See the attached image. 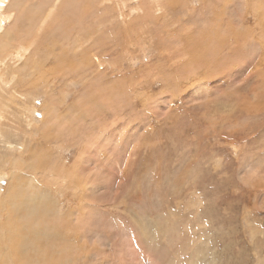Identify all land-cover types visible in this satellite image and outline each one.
Segmentation results:
<instances>
[{"label":"rangeland","instance_id":"rangeland-1","mask_svg":"<svg viewBox=\"0 0 264 264\" xmlns=\"http://www.w3.org/2000/svg\"><path fill=\"white\" fill-rule=\"evenodd\" d=\"M62 1L0 0V264H264V0Z\"/></svg>","mask_w":264,"mask_h":264},{"label":"bare ground","instance_id":"bare-ground-1","mask_svg":"<svg viewBox=\"0 0 264 264\" xmlns=\"http://www.w3.org/2000/svg\"><path fill=\"white\" fill-rule=\"evenodd\" d=\"M63 1H64V2H63ZM63 1L61 2L63 5L60 3V5L63 6V8L60 7L62 11H63V9H64V5L66 6V4H67V1H66V3H65V0H63ZM80 1H81V0H79V2H80ZM83 1H86V0H83ZM27 2H28V1H27ZM47 2H48V1H47ZM75 2H76V1H75ZM77 2H78V1H77ZM79 2H78L77 5H80ZM166 2H167V1H166ZM69 3H70V1H69ZM71 3L74 4L73 2H71ZM71 3H70V5H71ZM84 3H86V2H84ZM84 3H83V5H84ZM168 3H170V2H168ZM39 4H40V3H39ZM45 4H46V2H45ZM57 5H59V4H57ZM60 5H59V6H60ZM70 5H69V6H70ZM106 5H107V4H106ZM169 5H170V4H169ZM43 6H44V5H43ZM118 6H119V5H118ZM32 7H33V6H32ZM76 7H77L78 9H80L79 7H81V6H76ZM76 7H74V9H75ZM215 7H216V6H215ZM43 8H44V7H43ZM65 8H67V7H65ZM72 8H73V7H72ZM72 8H70V10H71ZM82 8H83V7H82ZM82 8H81V9H82ZM213 8H214V7H213ZM213 8H212V9H213ZM41 10H42V9H41ZM68 10H69V9H68ZM147 10H148V9H147ZM150 10H151V9H150ZM150 10H149V11H150ZM214 11H215V10H214ZM29 12H31V11H29ZM64 12H65V11H64ZM76 12H78V11H76ZM80 12H83V10H81ZM151 12H152V11H151ZM32 13H33V12H32ZM45 13H46V12H45ZM78 13H79V12H78ZM84 13H85V12H83L82 15H85V14H86V13H85V14H84ZM262 13H263V12H262ZM146 14H147V13H146ZM22 15H23V14H22ZM24 15H26V14H24ZM45 15H46V14H45ZM85 16H86V15H85ZM21 17H22V16H21ZM21 17H20V18H21ZM41 17H45V16H41ZM88 17H89V16H88ZM88 17H87V18H88ZM163 17H165V16H163ZM127 18H128V17H127ZM87 20H88V19H87ZM39 21H40V20H39ZM90 21H91V20H90ZM90 23H91V22H90ZM0 24H1V22H0ZM40 25H41V23H40ZM89 25H90V24H89ZM38 27H39V26H37V28H38ZM44 27H45V26H44ZM133 27H134V26H133ZM42 28H43V27H42ZM35 30H36V29H35ZM7 31H8V30H7ZM7 31H6V33H7ZM33 31H34V30H33ZM38 31H39V30H38ZM38 31H37V30L34 31L35 34H36V32H38ZM9 32L11 33V31H8V33H9ZM35 34H34V35H35ZM9 35H10V34H9ZM32 35H33V33H32ZM132 36H133V35H132ZM7 38H8V37H7ZM7 38H6V40H8ZM44 38H45V37H44ZM180 38H181V37H180ZM183 38H184V37H183ZM32 39L34 40L35 38L32 37ZM41 39H42V38H41ZM178 39H179V38H178ZM33 40H32V41L30 40V42H34ZM45 40H46V39H45ZM181 41H182V40H181ZM181 41H180V42H181ZM3 42H4V44L9 43L8 41H7V42H6V41H3ZM3 42H1V43L3 44ZM30 42L28 41V44H29ZM9 44H10V43H9ZM30 44H31V43H30ZM174 44H175V43H174ZM194 44H195V43H194ZM6 45H7V44H6ZM5 47H6V46H5ZM9 47H10V46H9ZM225 48H226V47H225ZM194 49H195V48H194ZM226 50H227V49H226ZM233 50H234V49H233ZM36 51H37V50H36ZM36 51H35V52H36ZM142 51H143V50H142ZM39 53L42 54V52H39ZM235 53H236V52H235ZM5 54H6V53H5ZM231 55H232V54H231ZM238 55H239V54H238ZM238 55H237V57H238ZM7 56H8V55H7ZM196 56H197V55H196ZM234 56H235V55H234ZM5 57H6V56H5ZM130 57H131V56H130ZM227 57H229V56H227ZM230 57H231V56H230ZM230 57H229V58H230ZM0 58H1L0 60H2V57H0ZM248 58H250V57H248ZM3 59H4V58H3ZM2 61H3V60H2ZM227 61H228V60H227ZM233 61H234V60H233ZM248 61H249V60H248ZM231 62H232V61H231ZM225 65H226V64H225ZM227 68H228V67H227ZM200 69H201V68H200ZM225 71H226V70H225ZM198 72H199V71H198ZM227 72H228V71H227ZM8 74H9V73H8ZM50 74H51V73H50ZM197 74H198V73H196V75H197ZM199 74H200V73H199ZM196 77H197V76H196ZM100 78H102V76H101ZM207 78H208V77H207ZM101 80H102V79H101ZM206 80H207V79H206ZM95 81H96V80H95ZM169 83H170V82H169ZM211 83H212V82H211ZM208 84H209V82H208ZM101 86H102V85H101ZM200 86H201V85H200ZM4 87H5V86H4ZM100 88H101V87H100ZM205 88H206V87H205ZM209 88H210V87H209ZM93 89H94V88H92V90H93ZM200 89H201V87H200ZM98 90H99V88H98ZM198 90H199V89H198ZM101 91H102V90H101ZM104 91H105V90H104ZM95 92H96V91H95ZM102 93H103V92H102ZM143 93H144V92H143ZM195 93H196V92H195ZM98 94H99V93H98ZM196 94H197V93H196ZM86 95H87V94H86ZM120 95H121V94H120ZM197 95H198V94H197ZM87 97H88V96H87ZM101 98H102V97H101ZM106 98H107V97H106ZM120 98H121V97H120ZM0 99H1V98H0ZM86 99H87V98H86ZM111 99H112V98H111ZM170 99H171V98H170ZM86 101H87V100H86ZM117 101H118V100H117ZM74 102H75V101H74ZM90 104H91V103H90ZM128 104H129V103H128ZM0 105H1V103H0ZM1 106H2V105H1ZM98 107H99V106H98ZM98 107H97V108H98ZM109 107H110V106H109ZM118 107H119V106H118ZM88 108H89V107H88ZM73 109H74V108H73ZM91 109H92V108H91ZM11 110H13V109H11ZM57 110H59V109H57ZM1 111H2V110H1ZM114 111H115V110H114ZM15 112H16V111H15ZM69 112H70V111H69ZM101 112H102V111H101ZM105 113H106V112H105ZM116 113H118V112H116ZM120 113H121V112H120ZM15 114H16V113H15ZM17 114H18V113H17ZM44 114H45V113H44ZM101 114H102V113H101ZM71 115H72V114H71ZM116 115H118V114H116ZM139 115H140V114H139ZM139 115H138V116H139ZM100 116H101V115H100ZM121 116H122V115H121ZM54 117H55V116H54ZM91 117H92V116H91ZM119 117H120V115H119ZM98 118H99V117H98ZM110 118H112V117H110ZM141 118H142V116H141ZM120 119H121V118H120ZM124 120H125V119H124ZM140 120H141V119H140ZM105 121H106V120H105ZM118 121H119V120H118ZM127 122H128V121H127ZM15 123H17V122H15ZM43 123H44V122H43ZM131 123H132V122H131ZM1 124H2V123H1ZM122 124H123V123H122ZM125 124H126V123H125ZM59 125H60V124H59ZM116 125H118V124H116ZM61 126H62V125H61ZM62 127H63V126H62ZM62 127H61V128H62ZM115 128H116V127H115ZM125 128H126V127H125ZM125 128H124V129H125ZM101 129H102V128H101ZM113 129H114V128H113ZM59 130H61V129H59ZM98 130H99V129H98ZM103 130H104V129H103ZM111 130H112V129H111ZM114 130H115V129H114ZM63 131H64V130H63ZM65 131H66V130H65ZM116 131H118V130H116ZM236 132H237V131H236ZM62 133H63V132H62ZM64 133H65V132H64ZM64 133H63V134H64ZM111 133H112V132H111ZM60 134H61V133H60ZM109 134H110V133H109ZM61 135H62V134H61ZM65 135H67V134H65ZM106 135H107V134H106ZM70 136H71V135H70ZM92 136H93V135H92ZM75 137H76V136H75ZM114 137H115V136H114ZM68 138H69V137H68ZM102 138H103V137H102ZM110 138H111V136H110ZM118 138H119V137H118ZM67 141H68V140H67ZM81 141H82V140H81ZM96 141H97V140H96ZM114 141H115V140H114ZM112 142H113V141H112ZM85 143H86V142H85ZM88 143H89V142H88ZM83 144H84V143H83ZM86 144H87V143H86ZM102 144H103V143H102ZM95 145H96V143H95ZM107 147H108V146H107ZM116 147H117V146H116ZM108 148H109V147H108ZM95 149H96V148H95ZM123 150H124V149H123ZM187 150H188V149H187ZM97 151H98V150H97ZM102 151H103V150H102ZM112 151H113V150H112ZM177 151H178V150H177ZM189 151H190V150H189ZM99 154H100V153H99ZM109 154H111V153H109ZM188 154H189V153H188ZM195 154H196V153H195ZM100 155H101V154H100ZM86 156H87V155H86ZM122 156H123V155H122ZM185 156H186V155H185ZM185 156H184V157H185ZM199 156H200V155H199ZM107 157H109V156H107ZM178 157H179V156H178ZM188 157H189V156H188ZM96 158H97V157H96ZM104 158H105V157H104ZM126 158H127V157H126ZM204 158H205V157H204ZM97 159H98V158H97ZM196 159H197V158H196ZM205 159H206V158H205ZM127 160H129V159H127ZM183 160H184V159H183ZM197 160H198V159H197ZM123 162H124V160H123ZM127 162H128V161H127ZM124 164H125V163H124ZM133 164H134V163H133ZM180 164H181V163H180ZM184 165H185V164H184ZM93 166H94V165H93ZM179 166H180V165H179ZM222 166H223V165H222ZM112 168H113V167H112ZM60 169H62V168H60ZM120 169H121V168H120ZM91 170H92V169H91ZM93 170H94V169H93ZM98 170H99V169H98ZM110 170H111V169H110ZM125 170H126V169H125ZM109 173H110V172H109ZM111 173H113V172H111ZM111 176H112V175H111ZM112 177H113V176H112ZM118 177H119V176H118ZM114 179H115V178H114ZM116 180H117V179H116ZM112 182H113V181H112ZM38 204H39V203H38ZM32 205H33V204H32ZM32 205H31V206L29 205V206L32 207ZM35 205H36V204H35ZM47 207H48V206H47ZM31 210H32V209H31ZM40 211H41V209H40ZM31 212H32V211H31ZM43 212H44V211H43ZM46 212H47V211H46ZM33 213H34V212H33ZM77 218H78V217H77ZM68 222H69V221H68ZM37 225H38V224H37ZM18 227H20V226H18ZM33 229H34V228H33ZM41 229H42V228H41ZM15 232H16V231H15Z\"/></svg>","mask_w":264,"mask_h":264}]
</instances>
